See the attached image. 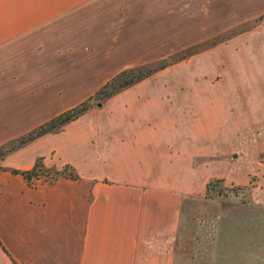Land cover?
Segmentation results:
<instances>
[{"label":"crops","instance_id":"1","mask_svg":"<svg viewBox=\"0 0 264 264\" xmlns=\"http://www.w3.org/2000/svg\"><path fill=\"white\" fill-rule=\"evenodd\" d=\"M262 13L264 0H0V145L171 51L174 35ZM260 30L261 43L255 29L229 39L233 61L244 51V62H264ZM182 84L143 77L1 158L0 264H219L222 223L235 221L205 195L212 179H196L218 157H264V104ZM37 157L77 177L31 185L11 171ZM247 189L262 214L243 222L264 223V195Z\"/></svg>","mask_w":264,"mask_h":264},{"label":"rangeland","instance_id":"2","mask_svg":"<svg viewBox=\"0 0 264 264\" xmlns=\"http://www.w3.org/2000/svg\"><path fill=\"white\" fill-rule=\"evenodd\" d=\"M158 22L159 28L163 29H159V31L164 32V26L161 25L164 23V20H159ZM263 26L264 13L220 28L210 35H188L185 37L174 35L173 48L171 51L164 52L165 54L161 57L147 60L136 65L161 58H177V56L185 54L186 56L184 58L175 60L151 75L155 77H175L179 82L184 83L181 85L182 87L188 86L191 91H209L211 88H220L219 90L225 92V95L226 93H229L231 96L234 95V98L240 97L239 95H248V97L252 98L255 105L257 102L259 104H264V62H254L253 65L244 62L241 58V56L245 54L244 51L239 52L236 57L237 60L235 59L233 61L232 54L237 53L239 49H235V45L229 43L231 37L249 29H255L256 35L253 39L257 43H261L263 36H261L260 29L263 28ZM213 30L212 22L207 20L206 32H211ZM160 37L161 36L159 35V38ZM179 43L184 44L176 47ZM199 45L203 48L195 52H190V50L195 49ZM256 52L258 54L260 53L259 50H256ZM250 54V51H247L246 56ZM260 57H264V52ZM232 75L234 76V79L232 83H230L231 85L224 84L226 83L228 76ZM224 87H227V90L224 91ZM228 87H231V90ZM237 102L238 104H232V101L225 100L223 106L226 103L228 109H238L239 107H243L239 100ZM96 104V100H93L92 105ZM245 169L253 170L250 172L248 182H237L234 177L241 176ZM69 171L71 170L66 168L65 172L68 173ZM218 174L222 175L223 180L220 182H214L209 187L208 193L210 197H216L219 199L220 205L223 208L224 219H233L236 223L240 216L241 218L245 217V221H248L247 217L249 215L262 214V208L252 207L248 204V189L243 187V185H249V188L252 185V190L258 198H261L264 195V190L261 189L264 187L263 153L259 152L255 160H250L249 156L246 154H242L239 157L229 158L227 161L224 157H218L216 160L212 161V163L208 162L203 167L200 178L196 179V181L200 180L202 176H208L213 180ZM237 174L239 176H237ZM52 175L53 171L50 170L47 172V175H43L37 180L33 179V184L43 179H50ZM230 177L234 180H230ZM238 221L242 222L238 223L241 225V228L238 231H235V227H231L230 223L228 226L227 223H222L224 227L222 229V243L220 245L221 249L219 253V258L221 259L217 260L218 263L252 264L251 262L254 261V264H264V260L256 259L254 257L251 261L248 255H246V247L243 246V241L252 240L254 241V246L250 248L256 249V241L260 238H264V223H244L242 219H239ZM246 227L250 228L251 231H254L255 236L253 238H245ZM251 231L248 232L251 233ZM257 232L260 233L259 237L256 236ZM233 239L238 241V243L242 241L241 245L237 242L231 244V240ZM262 248L263 245L258 247L257 253L263 254L264 259V249Z\"/></svg>","mask_w":264,"mask_h":264},{"label":"trees","instance_id":"3","mask_svg":"<svg viewBox=\"0 0 264 264\" xmlns=\"http://www.w3.org/2000/svg\"><path fill=\"white\" fill-rule=\"evenodd\" d=\"M201 48L203 47L199 45L195 49L190 50V52L198 51ZM186 54H189V53H186ZM185 56L186 55L184 54V55L177 56V58L169 57V58L156 59L154 61L145 62V63L136 65V66H129V67H126L120 70L119 72L111 76L106 82H104L98 89L94 91L93 94H91L85 100L80 101L78 104L73 105L57 113L56 115L50 117L49 119L25 131L24 133L2 143L0 145V158H3L10 151L14 150L20 145L44 133L59 131L60 129L63 128V126L67 122L77 118L82 113H84L92 105L93 100H96V103L99 104L102 102L103 99L113 95L114 93L122 89L123 87H126L143 77L149 76L153 74L154 72L158 71L159 69H162L168 64L174 62L175 60L184 58ZM50 170L53 171V175L49 180L56 178L58 175H69L72 177H77V173H73L72 171H69L68 173H66L65 172L66 166L61 170L45 166L42 162V157H37L34 164L30 168H27V169L11 168L12 172L20 173L23 176V178L27 181L28 184H33V181H32L33 179L37 180L41 176L47 175V172ZM222 180L223 178H215L213 180H209L206 184L205 195L207 197H210L208 193L209 187L214 182H220ZM243 187L248 188V185H243ZM250 216L256 217V215H250ZM239 219H242L243 221H245V217L241 218L240 216ZM228 224L229 223H227V226ZM230 226L235 227V231H238L241 228V225H239L238 223H230ZM248 231H251V229L246 227L245 228V238L246 237H248V239L249 237L253 238L255 236L254 231H251V233H249ZM256 236L259 237L260 233L257 232ZM231 242H230L231 244H235L236 242L238 243V241H236L235 239L231 240ZM241 242L242 241H240L238 244L241 245ZM243 244H244L243 246L246 247V250H245L246 255H248L251 261L253 257L256 259L264 260L263 254L257 253L258 247L263 245L262 249H264V238H260L258 241H256V244H257L256 249L250 248L254 246V241L252 240L243 241ZM12 260L15 264H17L13 258ZM251 263L254 264V261Z\"/></svg>","mask_w":264,"mask_h":264}]
</instances>
